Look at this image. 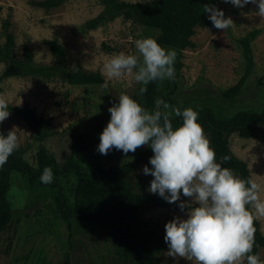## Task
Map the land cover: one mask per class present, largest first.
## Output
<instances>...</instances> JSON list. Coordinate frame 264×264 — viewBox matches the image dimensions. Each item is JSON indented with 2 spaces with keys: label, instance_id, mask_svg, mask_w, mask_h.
<instances>
[{
  "label": "rangeland",
  "instance_id": "1",
  "mask_svg": "<svg viewBox=\"0 0 264 264\" xmlns=\"http://www.w3.org/2000/svg\"><path fill=\"white\" fill-rule=\"evenodd\" d=\"M218 1L217 8L233 19V26L226 31L213 25L196 26L190 37L192 44L178 54L180 67L175 79L164 81L157 99L181 110L206 106L222 117L239 110H261L264 107V17L257 16L255 5L241 9ZM101 8L98 0H66L48 9L32 4L31 0H0V32L8 22L16 56H21L27 46L34 64H52L54 60L47 40L55 39L65 47L70 67L79 63L86 70H99L105 80L102 84L71 85L60 76L25 75L0 79V96L10 105H27V114L43 118L36 129L26 124L25 115L10 114L0 123L6 133L12 129L17 133L25 157L32 163L37 150L44 147L62 165L69 156L70 128L76 126L82 132L100 135L110 119L111 103L118 101L121 93L134 94L141 86L131 75L108 79L102 71L103 65L113 54L134 53L136 40L155 38L158 31L122 17L86 29L85 21L97 15ZM253 28H260L261 32L251 43L253 63L247 69L239 39ZM3 66L0 61V74ZM242 76L240 91L231 98L225 96L224 91ZM228 143L247 163L251 178L264 186V130L251 138L231 133ZM97 146L76 156L82 169L89 170L95 161L106 166L123 163L145 147L127 155L115 149L101 155ZM144 165L151 168L149 162L138 165L133 179L138 178L149 192L153 177L143 174ZM62 183L70 193L73 178H65ZM7 198L12 217L0 230V264H64L67 256L70 264H137L134 258L121 252L119 242L105 226L72 218L67 227L59 216L53 192L44 186L30 185L23 175L12 174ZM187 199L181 194V200ZM177 215L186 217V210L154 207L143 211L141 225L157 234H165L166 222ZM259 222L264 233V218ZM167 250L168 247L158 255L162 262L191 264L183 258L174 261L167 256ZM259 256L264 260V249H259Z\"/></svg>",
  "mask_w": 264,
  "mask_h": 264
},
{
  "label": "trees",
  "instance_id": "2",
  "mask_svg": "<svg viewBox=\"0 0 264 264\" xmlns=\"http://www.w3.org/2000/svg\"><path fill=\"white\" fill-rule=\"evenodd\" d=\"M66 0H31V3L52 8ZM102 5L97 15L84 23L86 29L96 28L105 21L122 17L137 24L158 31L155 37L165 48L175 49L177 54L192 44L191 35L194 28L212 26L204 5L217 7L218 0H149L144 3L128 0H98ZM9 23L5 22L0 32V61L3 70L0 79L11 76L34 75L42 77L60 76L71 85H95L104 83L99 70L89 71L79 63L74 67L68 65L65 47L55 39L47 40L49 52L54 60L52 64H34L31 50L25 46L21 56L15 55V42L9 31ZM261 32L260 28L249 30L239 39L242 55L249 69L253 63L251 43ZM3 36V40H1ZM180 61L177 55L175 70H179ZM244 81L242 76L236 84L224 91L228 98L240 91ZM164 81H156L147 85V91L139 94V86L131 96L149 110L155 107L159 89ZM118 101H113L111 104ZM199 112V122L210 138L215 149L217 160L228 155L231 160L224 166L232 168L242 178L251 177L247 163L239 158L230 148L228 138L231 133L240 137L251 138L264 130V107L258 111L239 110L230 116H217L206 106L193 108ZM28 106L10 105L9 112L15 116L25 115L26 124L36 129L43 118L27 114ZM181 117L173 118V125L178 126ZM0 132L7 133L0 126ZM100 142V135L82 132L74 126L69 131V156L60 165L55 156L44 147H40L35 155V162L25 157L22 147L15 151L8 162L0 168V230L4 229L12 217L7 190L10 187L13 173L23 175L30 185H40L53 192V200L60 218L70 227V220L75 218L91 224L105 226L115 238L125 256L135 259L137 264H169L159 258L161 250L167 248L163 233L157 234L151 229L142 228L141 218L144 210L154 207H168L180 210L177 203H168L158 194L147 192L138 178L133 179L134 171L140 164H147L153 155L150 147L145 146L137 155L128 161L114 165H104L95 161L89 170H84L76 161V156L95 148ZM45 167H50L54 178L50 184L42 183L40 177ZM73 178L70 193L63 188V179ZM256 244L254 254L264 249V233L260 222H255ZM64 264H70L69 257Z\"/></svg>",
  "mask_w": 264,
  "mask_h": 264
},
{
  "label": "clouds",
  "instance_id": "3",
  "mask_svg": "<svg viewBox=\"0 0 264 264\" xmlns=\"http://www.w3.org/2000/svg\"><path fill=\"white\" fill-rule=\"evenodd\" d=\"M144 3V0H136ZM234 7L252 4L256 14L264 17V0H223ZM204 12L218 29L226 31L233 19L222 9L205 4ZM134 53L113 54L103 65L108 79L131 75L142 85L156 81L174 80L177 52L162 46L154 37L135 41ZM110 119L100 133L97 151L107 155L113 149L125 155L148 146L153 155L143 174L151 175L148 191L158 194L168 203H177L186 217L179 215L165 224L164 241L168 257L176 261L183 258L191 264H264L254 254L256 244L255 222L264 218V186L256 180L242 178L224 166L231 160L225 155L217 160L215 149L199 122V112L191 107L173 108L162 99L149 110L131 95L121 93L118 102L109 109ZM10 115L9 101L0 96V123ZM181 117L175 126L173 118ZM20 148V138L12 129L7 135L0 132V168ZM54 174L45 167L42 183L53 182ZM181 194L188 198L181 200Z\"/></svg>",
  "mask_w": 264,
  "mask_h": 264
}]
</instances>
